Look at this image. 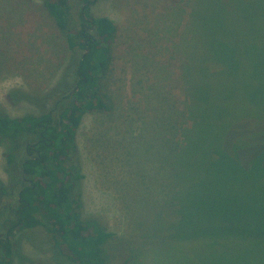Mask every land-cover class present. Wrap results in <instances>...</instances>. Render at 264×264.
I'll return each mask as SVG.
<instances>
[{
	"label": "rangeland",
	"instance_id": "obj_1",
	"mask_svg": "<svg viewBox=\"0 0 264 264\" xmlns=\"http://www.w3.org/2000/svg\"><path fill=\"white\" fill-rule=\"evenodd\" d=\"M218 1L219 13L225 14L223 32L228 22L235 31L224 40L235 41L245 61L252 60L253 94L264 102V0H245L249 4L242 10L240 0ZM214 2L196 0L194 14H213ZM70 3L78 26L83 2ZM193 5L194 0H96L91 8L93 14L113 19L118 33L100 88L108 109L84 115L73 161L84 175L76 188L83 216L116 234L106 250L109 264L128 259L129 264H264V210L247 209L263 201L264 166L246 170L240 187L212 191L206 183L199 193L184 190L177 198L179 207L173 205L166 141H176V128L187 122L193 52L186 26ZM231 11L234 16L228 15ZM73 57L43 0H0V113L41 114L40 107L19 100L15 90L53 89L58 99L59 88L69 86L62 92L67 94L76 83ZM249 113L241 112L233 127L248 137L240 145L243 160L238 163L250 168L256 161L264 163V135L252 134L264 128V117L255 124ZM6 150L1 141L4 182L9 181ZM180 182L186 189L201 183L191 176ZM24 184H17L18 189ZM18 189L2 199L1 220L14 216L7 202H16ZM16 235L24 253L39 264H52L46 260L52 251L45 228L17 230Z\"/></svg>",
	"mask_w": 264,
	"mask_h": 264
},
{
	"label": "trees",
	"instance_id": "obj_2",
	"mask_svg": "<svg viewBox=\"0 0 264 264\" xmlns=\"http://www.w3.org/2000/svg\"><path fill=\"white\" fill-rule=\"evenodd\" d=\"M81 1L77 26L70 0H43L73 52L74 87L67 94L62 92L69 86L59 88L58 99L53 89L15 90L19 100L40 107L42 113L21 117L0 113V145L1 141L7 143L5 170L9 175L8 182L0 179V205L5 196L17 191V184L25 183L18 189L16 202H7L14 216L0 219L4 229L0 234V264H39L23 252L21 241H15L17 230L25 233L39 227L45 228L51 244L52 254L46 260L52 264H109L106 250L116 234L105 230L97 220L83 216L82 194L76 193V188L84 175L73 158L84 115L108 109L100 88L109 69L118 27L110 17L92 13L96 0ZM195 1L191 24L186 26V34L192 36L193 52L192 64L188 66L187 91L191 98L184 112L187 122L176 128V141H166L175 208L179 207L177 198L184 190L199 193L200 186L203 188L206 183L212 191L240 187L246 170L256 171L264 166L263 160L250 168L238 163L243 160L240 145L248 137L237 134L239 130L233 127L241 112L250 111L255 124L260 116L264 117V110L257 108L264 102L253 94L252 60L245 61L243 50L235 41L224 40L226 33L235 31L229 22L222 30L225 14L219 13L221 2L215 0L213 14L198 16L197 11L194 14ZM241 4L242 10L249 3L240 0L238 8ZM228 15L234 16L232 11ZM53 98L56 100L51 106ZM252 134L264 135V128ZM34 148L39 154L30 155L28 150ZM188 176L201 183L186 189L180 179L185 181ZM262 199L247 209L264 210V195ZM129 263L130 259L121 264Z\"/></svg>",
	"mask_w": 264,
	"mask_h": 264
},
{
	"label": "flooded vegetation",
	"instance_id": "obj_3",
	"mask_svg": "<svg viewBox=\"0 0 264 264\" xmlns=\"http://www.w3.org/2000/svg\"><path fill=\"white\" fill-rule=\"evenodd\" d=\"M30 155H35V153H38V150L36 148L28 150ZM39 154V153H38Z\"/></svg>",
	"mask_w": 264,
	"mask_h": 264
},
{
	"label": "water",
	"instance_id": "obj_4",
	"mask_svg": "<svg viewBox=\"0 0 264 264\" xmlns=\"http://www.w3.org/2000/svg\"><path fill=\"white\" fill-rule=\"evenodd\" d=\"M78 87H76V89H77Z\"/></svg>",
	"mask_w": 264,
	"mask_h": 264
}]
</instances>
